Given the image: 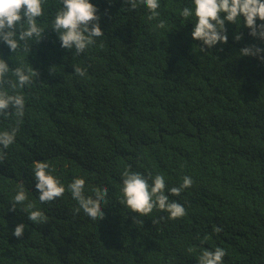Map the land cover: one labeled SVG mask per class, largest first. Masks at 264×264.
Segmentation results:
<instances>
[{
    "label": "trees",
    "instance_id": "16d2710c",
    "mask_svg": "<svg viewBox=\"0 0 264 264\" xmlns=\"http://www.w3.org/2000/svg\"><path fill=\"white\" fill-rule=\"evenodd\" d=\"M91 2L104 35L84 53L62 48L50 28L57 0L45 6L38 23L48 29L29 53H11L0 42L11 68L23 63L38 72L18 90L25 114L0 162V264H198L216 247L226 250L224 264H264V62L240 54L248 45L263 48L262 41L243 20L226 21L228 42L202 52L191 37L194 17L180 16L192 0H160L152 21L144 5ZM159 20L166 29L156 27ZM16 120L0 117V131ZM36 161L49 163L65 186L62 197L40 202ZM125 169L163 175L169 201L180 196L187 214L132 212L122 203ZM185 176L190 188L179 196L167 191ZM76 177L85 179V195L108 188L103 220L77 211L67 189ZM21 184L28 200L11 210ZM28 203L45 223L28 219ZM21 223L17 238L12 233Z\"/></svg>",
    "mask_w": 264,
    "mask_h": 264
},
{
    "label": "clouds",
    "instance_id": "9594fccd",
    "mask_svg": "<svg viewBox=\"0 0 264 264\" xmlns=\"http://www.w3.org/2000/svg\"><path fill=\"white\" fill-rule=\"evenodd\" d=\"M48 3L49 0H0V42L6 44L11 53H29L34 43L44 39L45 29L48 28L38 23V20L47 15L45 6ZM57 3L59 7L55 11L50 28L57 33L62 48L74 49V54L79 55L95 43V38L104 35L97 6L91 0H57ZM124 3L133 10L139 5L146 6L150 13L147 17L149 21L160 16V0H124ZM192 4L194 7L184 6L180 10V16L184 20L194 17L191 37L201 42L202 52L212 49L218 43L228 42L226 21L237 25L243 20L244 26L250 30L249 35L261 40L263 48L256 44L248 45L241 48L240 54L257 57L264 62V0H192ZM257 20L260 23H257ZM156 27L166 29L167 22L159 20ZM234 39L239 41L241 34H235ZM74 72L81 77L86 75L85 70L79 66L74 67ZM37 76L38 72L32 66L21 63L11 68L8 62L0 57V117L14 115L17 118L16 125L10 130L0 131V162L6 158L4 150L15 142L25 114V97L18 90L30 86L33 77ZM262 163L264 164V156ZM49 169L47 162H34L35 189L42 203L62 197L66 191L64 184ZM85 183L84 178L76 177L67 185L73 199L79 204L77 211L83 210L93 221L103 220L105 212L102 204H107L108 188L98 187L94 190V196H88L85 195ZM192 184V178L185 176L178 187L167 191L179 196ZM121 192L122 203L139 216H148L154 209L167 212L170 219H179L187 214L180 196L169 201L163 175L146 177L139 172L125 169L122 173ZM27 200L28 195L21 184L13 197L11 210H16L18 204H24ZM29 209H34L32 203H28L24 209L30 221L35 224L46 222L42 211H28ZM136 217L137 215L133 217L134 223H141ZM24 229L23 223L18 224L12 234L20 238ZM214 231L219 233L222 228L214 227ZM188 251L193 249L189 248ZM225 255L226 250L221 247L204 250L198 258V264H224Z\"/></svg>",
    "mask_w": 264,
    "mask_h": 264
}]
</instances>
